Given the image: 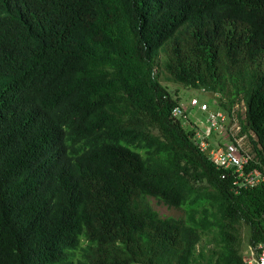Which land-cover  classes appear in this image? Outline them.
Here are the masks:
<instances>
[{
    "label": "trees",
    "instance_id": "obj_1",
    "mask_svg": "<svg viewBox=\"0 0 264 264\" xmlns=\"http://www.w3.org/2000/svg\"><path fill=\"white\" fill-rule=\"evenodd\" d=\"M163 76L243 104L264 170V0H0V264H247L264 182L236 193Z\"/></svg>",
    "mask_w": 264,
    "mask_h": 264
},
{
    "label": "built area",
    "instance_id": "obj_2",
    "mask_svg": "<svg viewBox=\"0 0 264 264\" xmlns=\"http://www.w3.org/2000/svg\"><path fill=\"white\" fill-rule=\"evenodd\" d=\"M190 106L197 107L208 115L205 124L190 122V109L185 103H179L174 108L172 112L174 119L181 121L184 127L194 130L195 144L217 169L223 172L224 179L228 176L233 178L236 193L263 183L264 170L252 166L255 156L245 146L244 141L247 136H240L241 126L236 112L233 111V118H230L225 111L212 109L210 104H201L198 99L191 100ZM246 262L247 264H264V243L250 246Z\"/></svg>",
    "mask_w": 264,
    "mask_h": 264
},
{
    "label": "rangeland",
    "instance_id": "obj_3",
    "mask_svg": "<svg viewBox=\"0 0 264 264\" xmlns=\"http://www.w3.org/2000/svg\"><path fill=\"white\" fill-rule=\"evenodd\" d=\"M163 84L166 85L169 89V91L174 95L175 97L179 98L180 103H185L186 106L190 109L189 111V119L192 123H204L207 120L208 115L206 113H203L199 110V108L194 107L192 108L190 106L191 100L198 99L200 103H207L211 105L212 109L222 110L221 107H219V97L211 94L206 93L203 90L195 89V88H186L178 84L171 83L167 80L165 76L162 77ZM236 115L237 114H243L244 108L243 104L237 105L235 109ZM238 117V116H237ZM236 132L238 131L237 128H235ZM245 146L251 150V145L248 140V137H245ZM146 203L153 208L162 218H185L186 212L185 210H180L176 208H170L166 206L165 204L159 202L157 199L152 197L146 198ZM241 239H242V253L247 259V256L249 255L250 245H249V239H250V229L246 224L241 225ZM207 240V239H206ZM204 240V243L206 242Z\"/></svg>",
    "mask_w": 264,
    "mask_h": 264
},
{
    "label": "crops",
    "instance_id": "obj_4",
    "mask_svg": "<svg viewBox=\"0 0 264 264\" xmlns=\"http://www.w3.org/2000/svg\"><path fill=\"white\" fill-rule=\"evenodd\" d=\"M202 128H203V126H202ZM249 256V255H248Z\"/></svg>",
    "mask_w": 264,
    "mask_h": 264
}]
</instances>
